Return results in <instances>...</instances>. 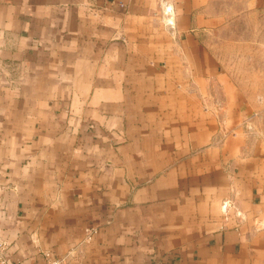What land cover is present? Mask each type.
Instances as JSON below:
<instances>
[{"label": "crops", "instance_id": "obj_1", "mask_svg": "<svg viewBox=\"0 0 264 264\" xmlns=\"http://www.w3.org/2000/svg\"><path fill=\"white\" fill-rule=\"evenodd\" d=\"M263 31L264 0H0L7 261L264 264Z\"/></svg>", "mask_w": 264, "mask_h": 264}, {"label": "built area", "instance_id": "obj_2", "mask_svg": "<svg viewBox=\"0 0 264 264\" xmlns=\"http://www.w3.org/2000/svg\"><path fill=\"white\" fill-rule=\"evenodd\" d=\"M172 7L167 2L162 3V16L163 22L166 26L171 27L172 22ZM228 202L223 203L222 210L225 212L228 207ZM95 233V229L86 230V240H90L92 235ZM0 264H10L6 257V244L0 240ZM29 264V263H28ZM36 264H63V259L57 257L52 252L44 251L40 252V262Z\"/></svg>", "mask_w": 264, "mask_h": 264}, {"label": "rangeland", "instance_id": "obj_3", "mask_svg": "<svg viewBox=\"0 0 264 264\" xmlns=\"http://www.w3.org/2000/svg\"><path fill=\"white\" fill-rule=\"evenodd\" d=\"M259 36H263L264 37V31H263V34H258V38ZM245 49L243 48L242 52H250V46L249 45H245ZM255 49V51H258L260 53H263L264 52V43H262V45H258L256 48H253V50ZM259 80V79H258ZM262 82L264 81V78H261ZM257 97H263L264 94H260V93H256Z\"/></svg>", "mask_w": 264, "mask_h": 264}]
</instances>
